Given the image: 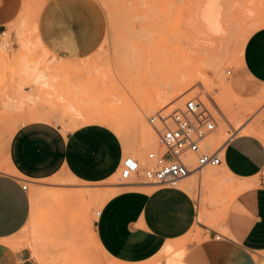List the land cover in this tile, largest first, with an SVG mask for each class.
<instances>
[{
	"label": "rangeland",
	"instance_id": "rangeland-1",
	"mask_svg": "<svg viewBox=\"0 0 264 264\" xmlns=\"http://www.w3.org/2000/svg\"><path fill=\"white\" fill-rule=\"evenodd\" d=\"M42 1L24 2L19 17L0 36V165L11 129L28 121H45L40 119L43 114H49L64 133L89 124L110 128L122 141L123 157L140 163H145L146 152L156 146H145L135 156L127 146L142 141L144 127L151 131L147 118L159 109L170 111L194 95L204 103L209 97L217 107L219 138L249 126L264 130V98L260 97L264 85L252 83L239 69L246 39L264 27V0H92L104 17V38L100 48L75 65H63L36 46L35 15ZM213 1L221 8L224 27L214 36L201 23ZM21 31L24 35L19 38ZM221 59L214 69L213 64ZM26 65L56 77L55 89L41 88L23 76ZM183 91L187 96L174 107L160 104ZM247 101L254 104L247 106L243 103ZM215 169L190 175L187 189L199 202L200 217L203 211L209 212L207 207H217L227 199L220 194L226 184L222 170L217 171L216 181L208 179ZM115 174L101 182H78L60 174L25 184L31 213L16 235L15 247L28 249L34 264H45L43 256L53 264H122L100 252L90 229L105 203L98 200L121 186L118 170ZM76 191L98 193L93 200L82 201L70 195ZM201 224L211 227L206 220ZM194 230L198 235L184 242L186 256L188 247L200 240L202 231Z\"/></svg>",
	"mask_w": 264,
	"mask_h": 264
},
{
	"label": "crops",
	"instance_id": "crops-1",
	"mask_svg": "<svg viewBox=\"0 0 264 264\" xmlns=\"http://www.w3.org/2000/svg\"><path fill=\"white\" fill-rule=\"evenodd\" d=\"M27 1L0 0V31L19 17ZM104 33L102 11L92 0H43L34 29L47 54L73 65L100 48ZM240 60V73L264 85V27L246 39ZM260 97L264 98L263 92ZM50 119L10 128L4 144L0 264H34L28 249L15 247L16 235L31 213L28 190L21 189L22 183L60 174L78 182L110 180L124 158L122 141L110 128L89 124L64 133ZM249 127L222 147L219 167L226 184L220 194L227 199L221 205L207 207L209 212L203 211L200 217L199 202L188 189L124 185L125 190L110 197L92 222L100 252L122 264H136L156 258L172 244L176 252L183 253V264H264V140L244 133ZM205 220L211 227L201 224ZM194 227L202 233L186 256L185 240L198 235Z\"/></svg>",
	"mask_w": 264,
	"mask_h": 264
},
{
	"label": "built area",
	"instance_id": "built-area-1",
	"mask_svg": "<svg viewBox=\"0 0 264 264\" xmlns=\"http://www.w3.org/2000/svg\"><path fill=\"white\" fill-rule=\"evenodd\" d=\"M3 32L0 31V36ZM166 110L159 109L147 118L156 149L146 152L145 163L131 156L121 159L118 167L120 184L174 189L190 174L222 164V147L231 136L217 147L206 145L207 138L216 129L218 117L217 107L209 97L204 103L194 95L170 111ZM188 156L193 158L192 164L187 163ZM21 189H26L24 183Z\"/></svg>",
	"mask_w": 264,
	"mask_h": 264
},
{
	"label": "bare ground",
	"instance_id": "bare-ground-1",
	"mask_svg": "<svg viewBox=\"0 0 264 264\" xmlns=\"http://www.w3.org/2000/svg\"><path fill=\"white\" fill-rule=\"evenodd\" d=\"M42 3H43V1L41 3H39V4H37L38 9H40ZM35 17H36V15H35ZM220 19H221V8L218 5V3H216V2L213 1L207 7L206 11L203 13L202 18H201V23L203 24L204 31L207 34L212 35V36L219 34L224 29V27L222 26V24L220 22ZM21 28H23V26H20V30H21ZM23 35H24L23 31H21L19 33V38L20 37L22 38ZM2 36H4V33L2 34ZM36 46L38 47V49L39 48L40 49H43L41 47V45L39 43V40L37 38H36ZM223 61H224V59H221V60L217 61L216 63H214L213 64V68L214 69H218V67L220 66V64ZM61 63L63 65H65V64L72 65L70 63H65V62H61ZM22 73H23V76L32 78V80L34 82L33 84H35V85L37 84L41 88H44L46 90H49V89L50 90H54L55 87H56L54 85V83L56 82L57 78L56 77H53L52 75H50L48 73H45L43 71L42 72L41 71H38V70H36L34 68H31V67L29 68L27 65L23 67ZM186 78L188 79L189 77L186 76ZM187 94H188V92H185V91L181 92L180 94H178V93L175 92V93H173V95L170 98H167L166 97L167 99L162 100V103H160V104L161 105H164V106H168V107H174L176 104H179L184 99V97L187 96ZM40 119L41 120H45V121L46 120H49L50 119L49 114H43L42 115V118H40ZM142 130H143V139H142V141L140 143H138V144L131 143V144H128V146H127V150L128 151L130 150V152L134 156L136 154L140 153L141 150H143V148L145 150V146L152 148L155 145V137L153 136L152 132L149 129H147L146 127H144ZM220 131H221L220 129H217L215 131L213 137L210 138V139H208L206 141V145L208 147H217L218 145H220L224 140H226L229 137V135H226L227 137H225V138L224 137L219 138L218 133ZM228 133H230V132L227 131V134ZM244 133L255 135V136L260 137L261 139L264 140V130L261 129V128L249 127L246 130H244ZM186 161H187V163L190 164V163L193 162V158L191 156H188L186 158ZM203 169H201V171ZM219 170H222V167H217L212 173H210L208 175V179H210V180L213 179V181H216L215 178L217 176V171H219ZM201 171H199V174H200ZM192 176L189 175L187 178H185L184 180H182L178 184H180V186L182 188L187 189L188 185L190 184V179L192 178ZM120 185H121L120 187L116 188V191L117 192L122 191V190H125V187L123 186L125 184H120ZM129 190H134V189H129ZM117 192L109 193L108 195L103 196V197L101 196V199L98 200V202H103V201L106 202L107 200H109L110 197H112ZM96 193H98V192H96ZM96 193L94 191L93 192L76 191V192H71L70 195L71 196H74V197H77V198H79L82 201H86L87 199H92L93 200L94 198H96V196H97ZM210 200H211V198H210ZM211 203H212L211 205H214L215 204V201H214L213 198H212ZM90 229H92V225L91 224H90ZM182 254H183L182 252H180V253L179 252H176V248L173 247L172 244H171V246H169L162 254H160L156 258H154V259H152L150 261H147V262L136 263V264H183L182 263V256L183 255ZM161 258H165L166 259L164 261V263H161L159 261ZM42 262L45 263V264H53V262L51 260H49L46 256H43L42 257Z\"/></svg>",
	"mask_w": 264,
	"mask_h": 264
}]
</instances>
